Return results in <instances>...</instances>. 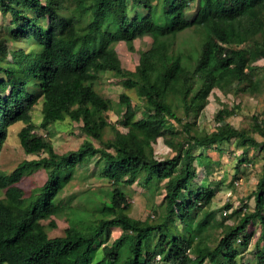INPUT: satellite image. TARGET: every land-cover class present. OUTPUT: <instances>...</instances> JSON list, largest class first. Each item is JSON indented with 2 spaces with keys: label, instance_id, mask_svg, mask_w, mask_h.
<instances>
[{
  "label": "trees",
  "instance_id": "1",
  "mask_svg": "<svg viewBox=\"0 0 264 264\" xmlns=\"http://www.w3.org/2000/svg\"><path fill=\"white\" fill-rule=\"evenodd\" d=\"M0 15L5 25L0 150L9 128L22 121L21 147L27 155H39L22 160L9 174L0 172V264H158L157 256L171 264H238L239 248L248 245V228L256 221L258 240L264 241V153L254 205L238 208L233 225L225 226L204 209L211 204L212 187L189 189L202 159L192 154L195 147L234 140L243 148L242 160L249 149L264 152V118L253 116L249 128L225 121L237 106L220 109L215 121L223 123L211 132L196 125L213 89L224 94L262 90L251 68L262 61L264 72V0H0ZM185 30L197 37L181 48L177 38ZM143 36L152 39L151 46L139 53L134 70L123 68L116 44L125 42L133 51L134 40ZM107 72L138 98L120 94L125 110L115 125L107 118L110 102L96 89ZM39 101L40 129L69 120L90 139L77 150L55 152L35 133L31 112ZM107 131L111 136L106 138ZM160 140L171 156L156 157ZM83 162L93 169L99 163L100 176L114 189L96 196L95 219L77 220L63 235L49 237L43 221L65 210L62 189ZM39 170L47 178L29 194L20 181ZM138 179L144 186L166 182L165 213L154 223L127 214L130 197L118 185ZM175 218L184 225L183 234L170 229ZM211 226L222 229L214 247L203 235ZM115 228L121 234L108 243ZM155 232L158 244L152 246ZM256 264H264L263 251Z\"/></svg>",
  "mask_w": 264,
  "mask_h": 264
},
{
  "label": "rangeland",
  "instance_id": "2",
  "mask_svg": "<svg viewBox=\"0 0 264 264\" xmlns=\"http://www.w3.org/2000/svg\"><path fill=\"white\" fill-rule=\"evenodd\" d=\"M4 20L0 15V34L4 32ZM197 35L192 30H185L178 35L180 47L188 45L190 39H196ZM183 41H186L183 42ZM152 39L149 36L137 38L133 42V51H130L125 42L119 41L115 46V51L123 68L134 70L138 64L139 53L151 46ZM182 42V44H181ZM262 61L254 64L251 68L252 73L263 83L262 90L254 93L224 94L218 89H213L207 97V103L196 118L198 131L211 132L216 125L223 121H215V114L222 108L231 109L237 106L235 115L227 118L225 121L234 127L249 128L252 124V117L264 118V72L259 69ZM1 77V74H0ZM99 94L110 102L111 108L107 112L108 122L115 125L124 115V106L120 103V94L126 93L134 101H138L134 89H126L122 85L121 78L115 77L110 72L101 75L96 84ZM41 101L34 106L31 112L32 122L38 126L35 133L45 137L50 141L55 152L62 154L68 151L77 150L80 145L90 137L83 134L78 123H72L69 120L55 122L50 125L47 131L39 128L41 121ZM141 115L136 113L135 119L139 120ZM23 122L19 121L13 124L8 131V136L0 150V172L11 173L17 165L24 159H37L39 155H27L22 149L18 132ZM121 130V129H120ZM111 133L106 132L105 137H110ZM95 146L100 144L92 140ZM156 157L162 159L171 156L170 149L165 147L160 141L154 147ZM243 148L238 146L234 140L218 142L206 148L195 147L192 150L194 156H201L198 176L194 179L189 189L196 187H212L214 190L211 204L205 207L208 212H213L217 221H222L225 226L233 225L237 221L236 210L245 204L252 208L254 199L252 191L259 178L262 166L261 156L264 152L259 149H249L242 160ZM100 164L96 169L89 163L77 164L72 177L64 185L60 199L66 205L63 212L57 216L43 221L49 237L61 236L64 230L76 221H87L95 219L99 211L100 203L96 196H108V193L114 189L107 179H103L99 174ZM47 172L43 170L36 171L30 175L24 176L20 185L27 193H32L35 188L43 184L47 178ZM119 188L130 197L131 206L127 214L137 220H148L156 222L163 213H165V181L153 180L149 185L144 186L139 179L131 185L120 184ZM4 196V190H0V197ZM181 197H184L182 193ZM226 204L230 208H225ZM204 209H201L197 218H201ZM223 217H226L223 219ZM53 222V224H51ZM216 222H213V225ZM170 229L174 232L183 234L184 225L175 218L170 223ZM251 238L245 248H239L236 261L238 264H256L258 262V253L264 252V241L258 240L260 235L259 222H254L249 228ZM170 237V232H165ZM222 229L220 227H209L204 233L205 244L214 247L218 242ZM121 234L118 228L112 229L108 243H111ZM158 233L155 232L152 239V246L158 244ZM260 242V243H259ZM100 253V252H99ZM100 255V254H98ZM160 257V256H159ZM158 264H171L165 260L157 261ZM205 264H209L208 261Z\"/></svg>",
  "mask_w": 264,
  "mask_h": 264
},
{
  "label": "built area",
  "instance_id": "3",
  "mask_svg": "<svg viewBox=\"0 0 264 264\" xmlns=\"http://www.w3.org/2000/svg\"><path fill=\"white\" fill-rule=\"evenodd\" d=\"M156 260H157V261H160V257H159V256H157V257H156Z\"/></svg>",
  "mask_w": 264,
  "mask_h": 264
}]
</instances>
